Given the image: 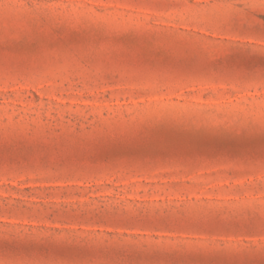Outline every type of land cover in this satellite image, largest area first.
Masks as SVG:
<instances>
[{
  "label": "rangeland",
  "instance_id": "374dc122",
  "mask_svg": "<svg viewBox=\"0 0 264 264\" xmlns=\"http://www.w3.org/2000/svg\"><path fill=\"white\" fill-rule=\"evenodd\" d=\"M264 258V0H0V264Z\"/></svg>",
  "mask_w": 264,
  "mask_h": 264
},
{
  "label": "snow or ice",
  "instance_id": "6c2138e0",
  "mask_svg": "<svg viewBox=\"0 0 264 264\" xmlns=\"http://www.w3.org/2000/svg\"><path fill=\"white\" fill-rule=\"evenodd\" d=\"M239 264H254V262L245 260V261L239 262ZM260 264H264V258L261 259Z\"/></svg>",
  "mask_w": 264,
  "mask_h": 264
}]
</instances>
